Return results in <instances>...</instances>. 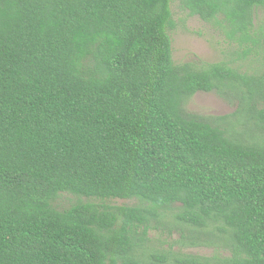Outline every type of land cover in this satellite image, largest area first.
<instances>
[{"label":"trees","instance_id":"obj_1","mask_svg":"<svg viewBox=\"0 0 264 264\" xmlns=\"http://www.w3.org/2000/svg\"><path fill=\"white\" fill-rule=\"evenodd\" d=\"M172 2L0 0V264H264V0H181L235 47L208 68ZM170 218L213 255L153 247Z\"/></svg>","mask_w":264,"mask_h":264},{"label":"rangeland","instance_id":"obj_2","mask_svg":"<svg viewBox=\"0 0 264 264\" xmlns=\"http://www.w3.org/2000/svg\"><path fill=\"white\" fill-rule=\"evenodd\" d=\"M173 19L176 28L171 32L173 39V57L176 64L190 63L198 68H208L212 64L231 60L235 47L226 41L224 36L212 25L204 22L198 16H191L189 11L183 9L181 0H173ZM245 67L251 66V61L243 63ZM189 113L198 115L205 120L216 119L233 114L237 104L230 103L216 93H197L187 106ZM76 198L68 194L60 197L59 204L67 207L74 203ZM112 206H134L135 200H111ZM172 219L164 220L158 224L156 230L150 232L151 245L155 248L174 251L182 250L184 253L210 257L214 253L211 247H184L180 243V233L171 224ZM160 225V226H159Z\"/></svg>","mask_w":264,"mask_h":264}]
</instances>
